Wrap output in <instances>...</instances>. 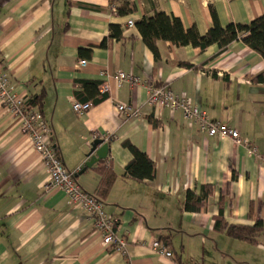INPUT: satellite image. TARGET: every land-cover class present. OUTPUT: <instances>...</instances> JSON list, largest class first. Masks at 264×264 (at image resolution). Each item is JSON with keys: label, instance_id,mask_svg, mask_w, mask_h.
Instances as JSON below:
<instances>
[{"label": "crops", "instance_id": "1", "mask_svg": "<svg viewBox=\"0 0 264 264\" xmlns=\"http://www.w3.org/2000/svg\"><path fill=\"white\" fill-rule=\"evenodd\" d=\"M128 1L134 11L113 14L108 0H0V67L18 96L45 91L42 115L64 167L85 166L91 128L113 135L107 157L76 179L95 194L98 166L108 159L117 176L104 207L118 218L127 241L125 251L103 244L89 216L61 188L41 190L44 162L21 132V117L0 104V264H264V232L251 244L213 230L221 196L230 198L224 208L228 223H264V84L252 81L264 70L263 58L240 40L220 55L216 44L202 51L159 40L155 54L135 25L163 11L203 34L212 25L211 6L225 25L264 13V0ZM112 24L122 36L100 47ZM86 46H94L92 58L75 68L78 48ZM117 69L138 82L120 84ZM84 79L106 82L109 96L80 116L71 98L75 81ZM149 84L193 99L210 118L237 128L247 144L208 136L181 111L146 104ZM117 104L141 114L128 116ZM125 142L153 160V179L137 181L124 173L131 158ZM201 185H212L213 194L199 211L185 210L186 191L198 194ZM155 238H168L174 256L155 253Z\"/></svg>", "mask_w": 264, "mask_h": 264}, {"label": "trees", "instance_id": "2", "mask_svg": "<svg viewBox=\"0 0 264 264\" xmlns=\"http://www.w3.org/2000/svg\"><path fill=\"white\" fill-rule=\"evenodd\" d=\"M117 8L119 14L132 12L135 9L134 5L128 0H119ZM210 11L212 25L203 34L199 32L195 25L185 27L180 17L169 15L163 11L143 17L135 25L145 45L155 54H157L156 43L159 40L169 41L176 47L192 45L202 51L208 46L216 44L218 47L217 55L224 53L234 41L240 40L257 52L264 60V13L248 22H228L222 25L213 6L210 7ZM121 36L120 27L112 24L109 37L101 42L99 46L107 47L108 40L117 39ZM93 51L94 46L79 47L78 57L87 60L91 59ZM181 64L190 65L185 62ZM252 81L264 84V70L254 75ZM100 85V80H76L74 97L81 102L97 104L109 96L108 91H103ZM44 102L45 91L42 90L35 96L26 99L24 107L26 109H37L42 113ZM125 145L131 152V158L125 165L124 173L137 181L153 179L156 173V166L153 160L131 142H125ZM98 171L100 179L95 196L103 202V199L109 194L117 174L110 167L108 159L98 166ZM200 188L201 192L198 194L190 189L186 191L183 202L185 210L190 212L199 211L201 206L206 204L207 198L213 194L214 187L212 185H201ZM229 201L230 198L228 197L221 196L219 198V211L213 216V230L251 244L258 243L264 232L263 221L257 220L253 225L228 223L224 218V208ZM161 241L172 250V243L168 238H163Z\"/></svg>", "mask_w": 264, "mask_h": 264}, {"label": "built area", "instance_id": "3", "mask_svg": "<svg viewBox=\"0 0 264 264\" xmlns=\"http://www.w3.org/2000/svg\"><path fill=\"white\" fill-rule=\"evenodd\" d=\"M109 8L113 14H118V0H108ZM129 24H133L131 20ZM88 60L79 58L74 63L75 68L85 66ZM104 74V73H103ZM116 79L122 84L123 81H129L134 84L138 82V77L132 73H127L122 69H117ZM103 91H108L106 82L100 85ZM26 99L17 95L10 76L0 67V104L8 112L21 117L20 130L27 135L33 143L35 152L42 158L47 181L41 190H47L52 186L59 187L67 196L70 203L78 205L84 210L92 221L93 228L99 232L102 237V243L112 245L117 251H125L127 246L126 238L118 232V218L108 213L103 202L95 194L87 192L77 181L75 175L80 167L74 170H68L64 167L56 145L51 141V127L45 120L42 113L37 109H26L24 101ZM146 104L158 105L172 110H179L186 119L193 120L198 129L208 136L229 137L235 144H247L239 130L235 127L210 118L207 113L200 109L198 103L187 96L176 94L170 88L163 85H148ZM73 110L80 116L84 115L91 106L90 102H81L77 98H71ZM117 111L125 112L128 116H138L141 114L138 108L125 104H117ZM92 138H101L108 141L113 135L103 133L97 128H91ZM56 147V148H55ZM253 153L256 147H250ZM151 249L162 256L173 257L172 250L165 245L159 238H155L150 243Z\"/></svg>", "mask_w": 264, "mask_h": 264}, {"label": "water", "instance_id": "4", "mask_svg": "<svg viewBox=\"0 0 264 264\" xmlns=\"http://www.w3.org/2000/svg\"><path fill=\"white\" fill-rule=\"evenodd\" d=\"M109 152V144L107 141H104L101 138L93 139L90 143V149L87 152V156L89 157L88 161H86L85 166L76 172L75 177L77 178L80 174H82L86 168L90 167L93 163L99 162L100 160L107 157Z\"/></svg>", "mask_w": 264, "mask_h": 264}]
</instances>
